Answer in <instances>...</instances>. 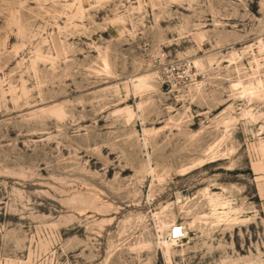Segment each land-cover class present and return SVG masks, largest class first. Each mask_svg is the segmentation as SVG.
Here are the masks:
<instances>
[{
    "label": "rangeland",
    "instance_id": "1",
    "mask_svg": "<svg viewBox=\"0 0 264 264\" xmlns=\"http://www.w3.org/2000/svg\"><path fill=\"white\" fill-rule=\"evenodd\" d=\"M263 45L264 0H0V264H264Z\"/></svg>",
    "mask_w": 264,
    "mask_h": 264
},
{
    "label": "bare ground",
    "instance_id": "2",
    "mask_svg": "<svg viewBox=\"0 0 264 264\" xmlns=\"http://www.w3.org/2000/svg\"><path fill=\"white\" fill-rule=\"evenodd\" d=\"M238 85H241V84L239 83ZM262 91L264 92V89ZM170 234H171L172 238L175 236L176 239L185 235L183 229L181 227H179L178 225L171 226ZM172 241L174 243L176 242V240H174V239H172Z\"/></svg>",
    "mask_w": 264,
    "mask_h": 264
},
{
    "label": "built area",
    "instance_id": "3",
    "mask_svg": "<svg viewBox=\"0 0 264 264\" xmlns=\"http://www.w3.org/2000/svg\"><path fill=\"white\" fill-rule=\"evenodd\" d=\"M261 51H263V52H264V45H263V46H261Z\"/></svg>",
    "mask_w": 264,
    "mask_h": 264
}]
</instances>
